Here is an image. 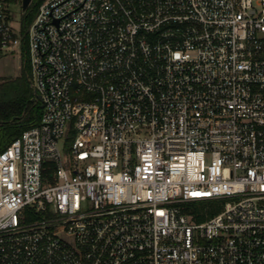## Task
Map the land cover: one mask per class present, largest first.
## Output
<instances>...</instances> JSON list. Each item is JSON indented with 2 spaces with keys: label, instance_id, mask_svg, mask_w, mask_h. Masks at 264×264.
<instances>
[{
  "label": "built area",
  "instance_id": "built-area-1",
  "mask_svg": "<svg viewBox=\"0 0 264 264\" xmlns=\"http://www.w3.org/2000/svg\"><path fill=\"white\" fill-rule=\"evenodd\" d=\"M24 33L0 264H264V0H42Z\"/></svg>",
  "mask_w": 264,
  "mask_h": 264
},
{
  "label": "trees",
  "instance_id": "trees-1",
  "mask_svg": "<svg viewBox=\"0 0 264 264\" xmlns=\"http://www.w3.org/2000/svg\"><path fill=\"white\" fill-rule=\"evenodd\" d=\"M41 1L32 0L24 10L23 31L34 19ZM23 43L27 46V35ZM25 64L28 65V60ZM27 81L24 70L14 79H3L0 76V150L24 129L37 124L41 118L43 106L39 100L32 97Z\"/></svg>",
  "mask_w": 264,
  "mask_h": 264
},
{
  "label": "rangeland",
  "instance_id": "rangeland-1",
  "mask_svg": "<svg viewBox=\"0 0 264 264\" xmlns=\"http://www.w3.org/2000/svg\"><path fill=\"white\" fill-rule=\"evenodd\" d=\"M10 5L11 24L12 26L25 38L26 34L22 29V21L24 10L22 7V0H8ZM33 21V20H32ZM27 60L26 46L19 45L15 51L0 52V76L3 79H14L24 73L27 77V85L32 91V87L29 81V72H31V66L25 64ZM33 94V91H32ZM33 97V95H32ZM67 143L64 144L65 139L60 140L61 147L64 150L70 149L72 137H66Z\"/></svg>",
  "mask_w": 264,
  "mask_h": 264
},
{
  "label": "water",
  "instance_id": "water-1",
  "mask_svg": "<svg viewBox=\"0 0 264 264\" xmlns=\"http://www.w3.org/2000/svg\"><path fill=\"white\" fill-rule=\"evenodd\" d=\"M32 0H22V7L23 9H26Z\"/></svg>",
  "mask_w": 264,
  "mask_h": 264
}]
</instances>
